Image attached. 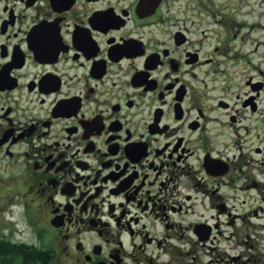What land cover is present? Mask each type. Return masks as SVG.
Returning a JSON list of instances; mask_svg holds the SVG:
<instances>
[{"label": "flooded vegetation", "instance_id": "obj_1", "mask_svg": "<svg viewBox=\"0 0 264 264\" xmlns=\"http://www.w3.org/2000/svg\"><path fill=\"white\" fill-rule=\"evenodd\" d=\"M254 218L264 0H0V264H238Z\"/></svg>", "mask_w": 264, "mask_h": 264}, {"label": "rangeland", "instance_id": "obj_2", "mask_svg": "<svg viewBox=\"0 0 264 264\" xmlns=\"http://www.w3.org/2000/svg\"><path fill=\"white\" fill-rule=\"evenodd\" d=\"M225 230V237L214 244L217 248L210 250L209 260L220 259L226 251L240 257L238 264H264V219L239 221L237 225H226Z\"/></svg>", "mask_w": 264, "mask_h": 264}]
</instances>
